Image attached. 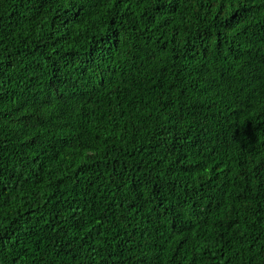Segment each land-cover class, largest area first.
Instances as JSON below:
<instances>
[{
  "label": "trees",
  "instance_id": "1",
  "mask_svg": "<svg viewBox=\"0 0 264 264\" xmlns=\"http://www.w3.org/2000/svg\"><path fill=\"white\" fill-rule=\"evenodd\" d=\"M0 264H264V0H0Z\"/></svg>",
  "mask_w": 264,
  "mask_h": 264
}]
</instances>
